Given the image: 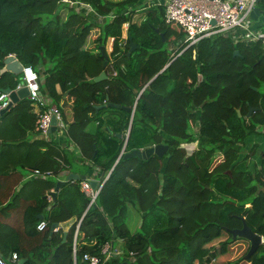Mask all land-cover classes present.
Returning <instances> with one entry per match:
<instances>
[{"label": "trees", "instance_id": "obj_1", "mask_svg": "<svg viewBox=\"0 0 264 264\" xmlns=\"http://www.w3.org/2000/svg\"><path fill=\"white\" fill-rule=\"evenodd\" d=\"M78 1L92 8L94 19L64 0H0V70L14 55L38 72L41 92L53 103L60 107L66 96L72 111L66 135L80 150L78 165L74 154L38 137L28 98L0 116V252H16L22 264H87L83 254L103 259L104 244L113 249L120 240L121 252L103 264H122L128 251L136 252L137 264H264V241L246 258L250 242L230 233L244 217L264 237V150L253 169L247 163L252 148L242 155L247 137L264 126L262 43H234L218 34L186 47L183 29L165 22L163 4ZM129 37L138 47L128 56ZM109 40L104 67L100 46L106 50ZM171 43H178L173 51ZM103 70L107 79L95 81ZM19 81L20 74L0 72V92ZM107 102L119 107L95 108ZM194 142V150L183 146ZM157 144L168 147L162 156L124 157ZM88 161L101 185L93 203L80 179L66 181L52 198L60 174L76 166L87 173ZM25 168L52 175L22 180ZM222 177L227 191L244 194L241 209L223 220L227 199L214 189ZM129 206L145 215L161 212L165 226L148 230L142 223L132 232ZM72 217L63 241V230L51 225ZM41 220L47 227L40 231ZM243 245L242 253L237 247Z\"/></svg>", "mask_w": 264, "mask_h": 264}, {"label": "built area", "instance_id": "obj_2", "mask_svg": "<svg viewBox=\"0 0 264 264\" xmlns=\"http://www.w3.org/2000/svg\"><path fill=\"white\" fill-rule=\"evenodd\" d=\"M74 6L77 11L88 13L92 8L78 0H64ZM261 0H164L165 7L164 19L166 23H177L184 31V37L180 41L186 44V47L196 45L201 39L213 35H223L229 37L234 43L239 42H261L264 48V30L253 27L251 17L252 10ZM113 17V16H112ZM126 25V24H125ZM126 38V37H123ZM178 42V43H180ZM115 75V71H113ZM25 86L28 90L27 98L31 101L32 106L36 108L38 115V127L40 134L48 136L51 127L52 118L56 121V129H66L63 113L58 105L41 92L40 76L31 65H23L20 72V81L12 90ZM8 93L0 92V109L9 103ZM257 131L264 134V126L256 128ZM190 144V143H188ZM186 148L189 145L184 144ZM188 150H190L188 148ZM191 151V150H190ZM109 173L104 177L107 178ZM32 177L47 178L52 175L51 171H40L31 169ZM81 188L91 197V203L95 200L101 185L92 189L86 180L81 182ZM50 200V195L48 196ZM47 223L41 220L36 228L44 230ZM58 227L52 231L58 230ZM78 229H76L73 238V255L75 258L76 239ZM112 253H120L111 249L108 243L102 247L101 259L98 255L83 254V261L87 264H103ZM19 257L16 252H11L4 256L0 252V264H17ZM127 264H137V254L135 251H128L126 260Z\"/></svg>", "mask_w": 264, "mask_h": 264}, {"label": "water", "instance_id": "obj_3", "mask_svg": "<svg viewBox=\"0 0 264 264\" xmlns=\"http://www.w3.org/2000/svg\"><path fill=\"white\" fill-rule=\"evenodd\" d=\"M263 15L264 16V9H260L259 6H256L253 10H252V13H251V17L255 20L258 19V17L260 15ZM129 51L127 52V55L129 56L130 53L138 47L137 44H135L131 37H129ZM100 49H101V53L104 57V62H103V66L106 67L107 64H108V55L106 53V50L104 48V46H100ZM238 51H235L234 54H237ZM22 67H23V64L20 63L18 61L17 58H15L14 55H9L7 56L5 59H4V66L3 68H1L0 72H5V71H10V72H13L14 74H20L21 70H22ZM107 73L105 70L101 71V73L96 76L94 78L95 81H101V80H104V79H107ZM5 93H8V97H9V103L7 104L6 107L0 109V116L5 113L14 103L18 102L19 100L21 99H24V98H27L28 96V90L25 86H22L20 88H18L17 90H11V89H5L3 90ZM66 95V94H65ZM66 106V99L63 98L62 100V103L60 104V107L64 108ZM104 106H113V107H116L118 108L119 105L118 104H112L110 102H107L106 104H103L101 106H95L96 109H99V108H102ZM126 110H129L128 107L125 108ZM254 110V108H250L249 109V112H248V115H250L252 113V111ZM238 113H239V110H237ZM56 129V121L54 118H52V121H51V127H50V132H53L55 131ZM128 133L126 134V137H127ZM116 136L118 137H121V134L120 133H117ZM126 140V138H125ZM167 145H164V144H157V145H154V146H151V147H147V148H144V149H141V150H132V151H129L127 153L124 154V157H131V156H137V157H142V158H146L152 154H156L158 156H162L166 150H167ZM92 174V170H89L88 171V176H90ZM78 179H81V180H86L90 187L92 189H95L97 187V181L96 180H93L91 178H88L87 179V176L85 175H78V174H75V173H69L68 176H67V180H78ZM64 184V182L62 181H58L57 184H56V187L55 189L51 192V196L52 198H54V194L55 192ZM38 218L42 219L43 216L41 215H38ZM241 221H242V226L240 228H236V229H231L230 230V233L232 234L233 237H242V238H245L247 239L249 242H250V248L246 254V258H249L252 253H254L256 251V249L258 248L259 244L262 243L264 240H263V237L259 234H256L254 233L250 227L247 225L244 217H241ZM75 222V218L72 217L66 221H63L61 223H53L51 225V230L55 227H58L60 226L61 229L63 230V241L66 239V235H67V232H68V229L69 227ZM24 262L23 259H19L18 260V264H22ZM122 264H127L126 261H123Z\"/></svg>", "mask_w": 264, "mask_h": 264}, {"label": "crops", "instance_id": "obj_4", "mask_svg": "<svg viewBox=\"0 0 264 264\" xmlns=\"http://www.w3.org/2000/svg\"><path fill=\"white\" fill-rule=\"evenodd\" d=\"M111 1V0H110ZM116 1H121V0H116ZM163 1L164 0H149V2H147L146 0H140V2H143V3H146L149 4L151 2H157L158 4H163ZM164 6V4H163ZM259 8L260 9H264L262 8L261 5H259ZM67 13V12H66ZM142 13V11H138L136 12V15L134 17V20L137 16H140ZM87 14L91 15V17H93L94 19V16L95 13L93 10L89 11ZM252 21H253V27H256V28H264V16L261 14L257 20L253 19L252 18ZM127 28H128V24L124 25L123 26V36L122 37H127ZM91 44V36L90 38L88 39V45ZM123 44V43H122ZM121 44V45H122ZM108 51V49H107ZM16 58V57H15ZM63 98L66 99V96H64ZM63 100V99H62ZM62 100H61V103H62ZM69 104L70 102H67L66 100V106L64 107V111H63V118H64V121H65V124H66V128H67V123L68 122H71L72 121V111H71V108L69 107ZM100 109V108H99ZM33 112L36 113V108L33 106ZM107 117V113L103 115V119H105ZM97 126V122H91L87 129L89 131H94L95 128ZM108 133L111 132L110 128L108 126H104L103 127ZM264 135V134H263ZM116 136V134H115ZM122 136V134H121ZM38 137H41L43 138L44 140H49L50 143H52L54 146H56V148L59 149V151L61 153L63 152H70L72 154L75 155V162L76 164L80 165V160H79V156H80V150L79 148L77 147V145H75V143L73 141H71L67 135H66V129L64 131V129L62 130H59V129H55V131L53 132H49L48 133V136H43V135H38ZM118 137V136H117ZM30 138H33V136H30ZM190 146L193 147L192 149L190 150H194L196 148V143H190V144H187ZM254 145H255V142L252 141V144L251 143H245V147L243 146V148H245L246 150L250 151L251 148H252V160L251 162H248V165L249 167H251L252 165V169L258 165V162H259V156L261 155L262 151L260 148L258 152H256V149L254 148ZM244 150V149H243ZM249 153V152H248ZM85 164H88L89 166H91V169L92 170V174L90 176H88V172L87 173H81L78 171V167L76 166L75 167V170H64L61 174H60V177L58 178V181H62V182H66V181H69L67 180V176L69 173H75V174H78V175H85L87 176V179L88 178H91L93 180H96L97 181V186L100 185L99 184V173H98V169L96 167H94L89 161L88 162H85ZM22 172L24 173V176H22V180L26 179V178H32V176L30 175L31 173V169L29 168H25V169H22ZM81 180V179H80ZM83 181V180H82ZM130 213H133V220H132V224H130V230L132 232L136 231L137 229L140 228V226H142V223L144 224V226L148 229V230H151L153 229L154 226L157 225L158 222V216H156V214H153V218H150V215H145L144 213H139L133 206H129L128 208V214L130 215ZM58 228H61L60 226H58ZM263 240H264V237H263ZM113 249H115L116 251L118 252H121V248H122V243L120 240H117L116 242H113ZM112 249V248H111ZM18 264V262H17Z\"/></svg>", "mask_w": 264, "mask_h": 264}, {"label": "rangeland", "instance_id": "obj_5", "mask_svg": "<svg viewBox=\"0 0 264 264\" xmlns=\"http://www.w3.org/2000/svg\"><path fill=\"white\" fill-rule=\"evenodd\" d=\"M111 1H116V0H111ZM146 1L149 2V0H146ZM258 4L261 5L262 8H264V1L261 0ZM258 4H257V6H258ZM66 12H67V10L65 8L62 9L61 12H60V16L62 18H65ZM138 18H139V16H137L135 18V20H137ZM259 29L264 30V28H259ZM94 33H96L95 30L92 31V33H91L90 36H93ZM177 46H178V43L168 44V48L170 50H172V51L175 50L177 48ZM107 49H108V51H107ZM110 50H111V42L109 40L106 43V53L109 54V51ZM252 141L255 142L254 148L256 149V152H258L259 149L262 148V147H263V149H261V151L264 150V135H263V133H254L252 135H249L247 137V139L245 140V143H251L252 144ZM244 147H245V145H244ZM188 148L189 149H192L193 147L191 146V148L190 147H188ZM248 152H250V151H248V150H246L244 148V150L242 152V155L243 154H248ZM251 160H252V156H250L248 158L247 163L248 162H251ZM251 168H252V165H251ZM225 181H226V178H224V177L219 178L216 181V186H214V189L219 194V197L222 198V199H224V198L227 199L225 201V206H224L225 208H223V210L221 212V219L222 220L225 218V216H226V214H227L228 211H231V210H234V209L240 210L241 208H239V206H240L239 203L244 198V194L243 193H240V194L238 192L233 193V191H238L236 189L231 190V191H227L225 189V187H224ZM160 213L161 212H157V215H156V216H159L158 219H157L158 222H159V223H157V227H163L166 224L165 217L162 214H160ZM150 218H153V216L150 215ZM132 220H133V213H130V215L129 214L127 215V222L129 224V226H130V224H132ZM244 245L246 246V244H244ZM244 245L243 246H238L237 247L238 248V251H241L243 253V251L245 250V249L243 250ZM220 259H222V258L218 257V261Z\"/></svg>", "mask_w": 264, "mask_h": 264}]
</instances>
